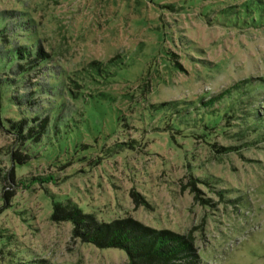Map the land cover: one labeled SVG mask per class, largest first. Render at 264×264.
<instances>
[{
    "label": "rangeland",
    "instance_id": "rangeland-1",
    "mask_svg": "<svg viewBox=\"0 0 264 264\" xmlns=\"http://www.w3.org/2000/svg\"><path fill=\"white\" fill-rule=\"evenodd\" d=\"M0 95V264H129L56 202L264 264V0H0Z\"/></svg>",
    "mask_w": 264,
    "mask_h": 264
},
{
    "label": "trees",
    "instance_id": "trees-1",
    "mask_svg": "<svg viewBox=\"0 0 264 264\" xmlns=\"http://www.w3.org/2000/svg\"><path fill=\"white\" fill-rule=\"evenodd\" d=\"M31 51L21 45L13 54V60H32ZM41 57L39 52L33 58ZM34 61L30 62L34 66ZM24 67V66H23ZM30 67V66H29ZM32 68V67H31ZM10 87L5 84L4 88ZM231 89L204 102L213 106L220 101ZM3 96L0 95V106ZM21 117V114H19ZM35 124L27 126V119H20L13 124L17 134L27 143L38 144L47 136V120L34 119ZM27 133L25 129H27ZM195 187L196 183L190 181ZM53 217H62L66 221L75 223L74 235L82 243H92L97 248H118L128 254L129 264H201L194 257L192 240L181 234L161 230L156 231L151 227L130 218L118 219L109 222H99L93 214L84 213L77 205H67L62 202L54 203Z\"/></svg>",
    "mask_w": 264,
    "mask_h": 264
}]
</instances>
